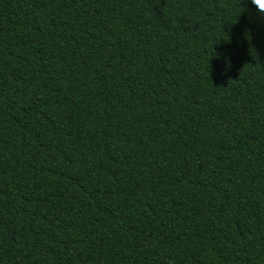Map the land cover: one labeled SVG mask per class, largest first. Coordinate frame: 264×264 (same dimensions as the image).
Masks as SVG:
<instances>
[{"label":"trees","instance_id":"obj_1","mask_svg":"<svg viewBox=\"0 0 264 264\" xmlns=\"http://www.w3.org/2000/svg\"><path fill=\"white\" fill-rule=\"evenodd\" d=\"M0 264H264L250 2L0 0Z\"/></svg>","mask_w":264,"mask_h":264},{"label":"clouds","instance_id":"obj_2","mask_svg":"<svg viewBox=\"0 0 264 264\" xmlns=\"http://www.w3.org/2000/svg\"><path fill=\"white\" fill-rule=\"evenodd\" d=\"M246 2H250L256 15L260 18H264V4H261L260 0H246Z\"/></svg>","mask_w":264,"mask_h":264}]
</instances>
